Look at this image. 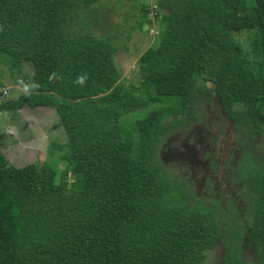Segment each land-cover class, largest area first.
<instances>
[{
	"label": "trees",
	"instance_id": "obj_1",
	"mask_svg": "<svg viewBox=\"0 0 264 264\" xmlns=\"http://www.w3.org/2000/svg\"><path fill=\"white\" fill-rule=\"evenodd\" d=\"M102 1L0 0V60L21 79L33 68L29 91L0 102V113L53 107L68 138L49 144L65 151L61 173L52 160L18 167L0 143V264H202L219 242L223 264H264V155L254 151V170L241 174L243 221L237 206L192 203L157 156L168 118L198 119L200 85L243 128L242 145L264 141V0H157L159 34L139 58L138 92L122 80L113 38L91 30ZM149 105L127 129L123 116ZM223 213L235 219L224 221L229 238Z\"/></svg>",
	"mask_w": 264,
	"mask_h": 264
},
{
	"label": "rangeland",
	"instance_id": "obj_2",
	"mask_svg": "<svg viewBox=\"0 0 264 264\" xmlns=\"http://www.w3.org/2000/svg\"><path fill=\"white\" fill-rule=\"evenodd\" d=\"M156 10L157 0H103L92 8V17L88 21L92 31L113 38L118 48L116 63L122 80L127 87H135L137 92L141 83L139 58L155 45L159 34L156 23L160 16L155 14ZM147 17H152L153 23L143 24L139 29V23L147 20ZM238 37L251 49V31L240 32ZM24 72L22 75L27 74L26 79L18 78L21 74L16 72L12 75L8 66L0 60V102L16 99L21 92L29 91L26 83L30 81L33 85V68L29 63L24 65ZM207 84L212 87L210 82ZM152 107L149 105L125 114V127L130 129L131 121L145 116ZM193 111L198 118L196 121L174 125L171 124L172 118L167 120L171 128L166 131L157 147V156L164 174L176 182H182L179 185L180 191L193 193L195 198L191 197L192 203H206L207 206L217 203L229 213L237 206L242 208L241 220L249 219L246 184L241 174L254 170L252 156L254 151L264 155V141L255 135L249 139L252 141L250 144L245 142L242 145L241 141L246 140L243 128H235L220 99L214 92H208L203 85L199 86ZM182 117L181 115L177 119ZM67 140L65 128L53 107L26 106L0 113V143L9 161L18 167L36 161L52 160L61 173L65 162L57 158L65 151L59 148L51 150L49 144L52 141L64 144ZM208 162L214 172L208 173ZM68 175L69 181L73 182L75 174ZM227 181L230 185L226 184ZM219 219L224 223V238H229L230 233L225 230L227 224L224 221L227 219L232 224L235 219L224 213ZM224 255L225 244L219 242L208 251L202 264H223ZM253 257L254 251L244 246L243 258L250 261Z\"/></svg>",
	"mask_w": 264,
	"mask_h": 264
},
{
	"label": "flooded vegetation",
	"instance_id": "obj_3",
	"mask_svg": "<svg viewBox=\"0 0 264 264\" xmlns=\"http://www.w3.org/2000/svg\"><path fill=\"white\" fill-rule=\"evenodd\" d=\"M210 172H214V170H212V165L208 162V173H210ZM226 184L230 185V183L228 181L226 182Z\"/></svg>",
	"mask_w": 264,
	"mask_h": 264
},
{
	"label": "built area",
	"instance_id": "obj_4",
	"mask_svg": "<svg viewBox=\"0 0 264 264\" xmlns=\"http://www.w3.org/2000/svg\"><path fill=\"white\" fill-rule=\"evenodd\" d=\"M2 92V91H1Z\"/></svg>",
	"mask_w": 264,
	"mask_h": 264
}]
</instances>
